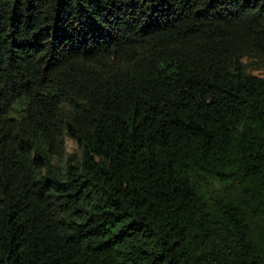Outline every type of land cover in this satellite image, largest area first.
<instances>
[{"label":"trees","instance_id":"obj_1","mask_svg":"<svg viewBox=\"0 0 264 264\" xmlns=\"http://www.w3.org/2000/svg\"><path fill=\"white\" fill-rule=\"evenodd\" d=\"M262 68L264 0H0V264H264Z\"/></svg>","mask_w":264,"mask_h":264},{"label":"rangeland","instance_id":"obj_2","mask_svg":"<svg viewBox=\"0 0 264 264\" xmlns=\"http://www.w3.org/2000/svg\"><path fill=\"white\" fill-rule=\"evenodd\" d=\"M249 72H251L254 75L264 76V68L259 69V70L249 69ZM74 151H75L74 143L71 140L66 139L65 140V148H64L63 155H62V162L65 163L67 160V156L74 153Z\"/></svg>","mask_w":264,"mask_h":264}]
</instances>
